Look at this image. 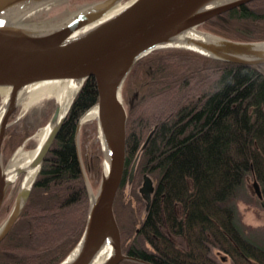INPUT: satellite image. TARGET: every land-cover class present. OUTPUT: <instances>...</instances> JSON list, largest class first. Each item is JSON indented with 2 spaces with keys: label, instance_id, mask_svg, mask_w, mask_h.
<instances>
[{
  "label": "trees",
  "instance_id": "16d2710c",
  "mask_svg": "<svg viewBox=\"0 0 264 264\" xmlns=\"http://www.w3.org/2000/svg\"><path fill=\"white\" fill-rule=\"evenodd\" d=\"M200 29L231 40L263 42L264 0L217 15ZM97 99L94 79L87 78L26 204L0 242V264H58L77 245L89 203L76 152L77 125ZM121 99L127 114L124 177L140 153L139 174L155 180L138 227L133 233L120 229L123 253L151 264H221L217 252L228 264H264V239L245 230L237 209L248 197L249 177L260 188L264 208V64L230 63L187 50L156 51L132 68ZM93 124H82L78 135L90 138L97 128ZM31 134L26 121L9 126L2 155ZM82 153L89 179L96 182L101 148L91 156ZM5 205L4 199L0 214ZM142 207L139 203L137 209Z\"/></svg>",
  "mask_w": 264,
  "mask_h": 264
},
{
  "label": "water",
  "instance_id": "95a60500",
  "mask_svg": "<svg viewBox=\"0 0 264 264\" xmlns=\"http://www.w3.org/2000/svg\"><path fill=\"white\" fill-rule=\"evenodd\" d=\"M61 0H0V88L7 89L0 108V211L6 193L13 185L6 176L1 147L10 117L18 104L19 93L27 86L44 81L69 80L80 87L64 116L58 119V107L46 124L52 127L31 164L38 167L28 187H19L6 219L0 226V242L7 236L26 204L42 162L57 132L87 78H93L97 93L98 138L103 155L102 172L93 195L77 144L82 117L77 125L76 152L89 203L82 235L73 250L58 264H96L100 253L110 250L101 264L131 261L151 264L125 255L113 205L121 186L126 159L127 114L121 99L122 85L132 68L146 55L166 49H182L230 63L256 66L264 64V41H236L206 32L200 26L207 20L253 0H132L116 13L108 14L121 0H99L76 11L60 23L38 28L21 24L26 16ZM26 12L17 24L8 17ZM189 47L175 46V41L189 33ZM90 108V109H91ZM89 109V110H90ZM57 121V122H56ZM146 137L141 149L148 142ZM131 166L130 179L138 162ZM22 170L17 176L23 175ZM260 197L257 182L252 185ZM155 184L150 175L142 177L138 189L148 208Z\"/></svg>",
  "mask_w": 264,
  "mask_h": 264
},
{
  "label": "rangeland",
  "instance_id": "374dc122",
  "mask_svg": "<svg viewBox=\"0 0 264 264\" xmlns=\"http://www.w3.org/2000/svg\"><path fill=\"white\" fill-rule=\"evenodd\" d=\"M96 1L99 0H61L49 4L43 7L42 9L35 11L32 14L26 16L25 18L22 19L21 24L32 27H38V28L50 27L56 23L62 22L76 11L81 10L82 8ZM130 1L132 0H121L120 4L126 5ZM54 11L56 12V14L50 16L49 13L52 14ZM166 50H182V49L172 48ZM3 98L4 97L0 94V105L2 103ZM54 108H55V98L48 96H43L41 99L35 101L29 106L27 110H23L21 104H19L16 107L15 112L13 113L12 118L11 120H9V122L12 123L11 125L21 126V124H23V122L26 121L28 124L32 126V134L23 143L16 146L13 152H11L5 157L4 155H2V163L4 167L7 168L9 164L12 163V158L15 156V153L18 150L25 152L32 150L36 146L35 135L41 128L46 126L54 111ZM86 122L94 123L93 125H96L97 127L96 120L93 118L83 121L82 123L84 124ZM77 141H78L77 144L79 148L81 161L83 156L82 150L83 151L87 150V152L90 153L89 156H91L94 153V150H96V148L98 147L101 148V144L98 138L97 128L94 132L92 131L90 138L84 139L82 135L81 137L80 135H78ZM137 156H140V153H137L135 155V158ZM135 158L132 160V162L129 164V166L126 169L123 185L116 199L117 211L114 209L115 218L119 226V229L123 228L124 230H128L129 232L131 231L132 233L138 227L139 222L143 218L144 210L146 207L144 201L142 200V197L138 193V189L142 184L143 175L147 173L139 174L138 162L136 164L135 171L130 179V170ZM102 160H103V155H102ZM83 167L89 181L91 192L94 195L97 191L100 177L96 182L95 179L90 180L88 169L84 164ZM101 172H102V161L100 163V176H101ZM152 180L155 184V180L153 178ZM254 182L256 181L253 180L251 177L247 179L246 191L248 193L247 194L248 197L243 198L241 201L237 203V209L239 210L241 223L244 226L245 230L251 234L253 233L255 236H259L260 238L264 239V208H262L260 205L261 194L260 197L257 196V194L254 192V189L252 187ZM18 187H19V183L10 186L8 189L9 193L5 197L6 205L0 214V226L4 222V220L6 219L7 215L9 214L12 208ZM12 192L14 193L12 194ZM139 203L142 204L143 206L142 209H137ZM216 256L221 264L229 263V260H227L226 262L224 261L225 258L222 253L217 252Z\"/></svg>",
  "mask_w": 264,
  "mask_h": 264
},
{
  "label": "bare ground",
  "instance_id": "6f19581e",
  "mask_svg": "<svg viewBox=\"0 0 264 264\" xmlns=\"http://www.w3.org/2000/svg\"><path fill=\"white\" fill-rule=\"evenodd\" d=\"M123 7L124 5L116 4L109 11L108 14L116 13ZM25 14L26 12H24V10L12 13L8 17V21L11 22L12 24H17ZM189 34H192V32H189L179 37L175 41V46L189 47L190 45L187 43ZM79 87H80L79 82H73L69 80L44 81V82L32 84L30 86L25 87L19 93L18 104L22 105L23 110H27L32 103L41 99L43 96L54 97L56 106L58 107L57 121H59L62 118V116H64V114L66 113L68 106L72 100V97L75 95ZM0 94L5 98L7 95V89L0 88ZM2 113H3V109L0 108V118L2 116ZM95 116H96V108L93 107L84 114V116L82 117V122L92 119ZM51 129L52 127L46 125L37 132V134L35 135L36 146L32 150L25 152L18 150L15 153V156L12 158V163L9 164V166L6 168L5 171L8 180L11 181L13 185L20 182H22L21 184L22 187H28L31 185L38 170V167H31V164L36 158L40 146L45 141ZM18 170H22L24 174L21 176H17ZM109 255H110L109 249L103 250L98 257L96 264H101L102 262H104Z\"/></svg>",
  "mask_w": 264,
  "mask_h": 264
},
{
  "label": "flooded vegetation",
  "instance_id": "af4514ba",
  "mask_svg": "<svg viewBox=\"0 0 264 264\" xmlns=\"http://www.w3.org/2000/svg\"><path fill=\"white\" fill-rule=\"evenodd\" d=\"M9 193V190L7 191V193H6V195ZM14 192H12V194H13Z\"/></svg>",
  "mask_w": 264,
  "mask_h": 264
}]
</instances>
